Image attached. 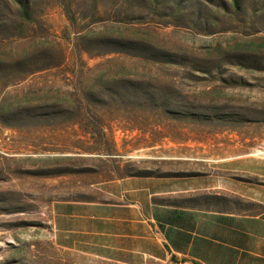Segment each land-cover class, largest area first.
<instances>
[{
  "label": "rangeland",
  "instance_id": "obj_1",
  "mask_svg": "<svg viewBox=\"0 0 264 264\" xmlns=\"http://www.w3.org/2000/svg\"><path fill=\"white\" fill-rule=\"evenodd\" d=\"M241 154L264 157V0H0V264H113L53 244L56 202Z\"/></svg>",
  "mask_w": 264,
  "mask_h": 264
},
{
  "label": "crops",
  "instance_id": "obj_2",
  "mask_svg": "<svg viewBox=\"0 0 264 264\" xmlns=\"http://www.w3.org/2000/svg\"><path fill=\"white\" fill-rule=\"evenodd\" d=\"M207 163L112 180L92 199L56 202L53 244L113 264H264V157ZM204 197L223 199L195 202Z\"/></svg>",
  "mask_w": 264,
  "mask_h": 264
},
{
  "label": "trees",
  "instance_id": "obj_3",
  "mask_svg": "<svg viewBox=\"0 0 264 264\" xmlns=\"http://www.w3.org/2000/svg\"><path fill=\"white\" fill-rule=\"evenodd\" d=\"M21 14L24 15V16H28L27 14V11L22 7L21 10H20ZM159 174H157L156 172H138L136 174H132L130 176H137V177H146V176H157ZM223 197H204V198H201L199 201H195L197 203H208V202H211V203H218L220 200H222Z\"/></svg>",
  "mask_w": 264,
  "mask_h": 264
},
{
  "label": "bare ground",
  "instance_id": "obj_4",
  "mask_svg": "<svg viewBox=\"0 0 264 264\" xmlns=\"http://www.w3.org/2000/svg\"><path fill=\"white\" fill-rule=\"evenodd\" d=\"M259 154H263V153H259Z\"/></svg>",
  "mask_w": 264,
  "mask_h": 264
}]
</instances>
